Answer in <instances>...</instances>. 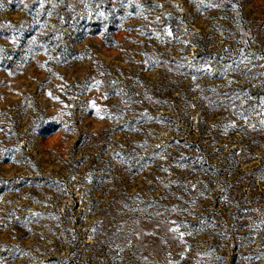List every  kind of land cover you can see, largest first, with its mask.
Instances as JSON below:
<instances>
[{"label":"rangeland","instance_id":"obj_1","mask_svg":"<svg viewBox=\"0 0 264 264\" xmlns=\"http://www.w3.org/2000/svg\"><path fill=\"white\" fill-rule=\"evenodd\" d=\"M0 264H264V0H0Z\"/></svg>","mask_w":264,"mask_h":264},{"label":"snow or ice","instance_id":"obj_2","mask_svg":"<svg viewBox=\"0 0 264 264\" xmlns=\"http://www.w3.org/2000/svg\"><path fill=\"white\" fill-rule=\"evenodd\" d=\"M169 34H171V33H169Z\"/></svg>","mask_w":264,"mask_h":264}]
</instances>
